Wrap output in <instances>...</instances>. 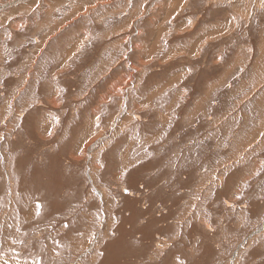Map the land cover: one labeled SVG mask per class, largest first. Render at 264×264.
Listing matches in <instances>:
<instances>
[{
	"label": "rangeland",
	"instance_id": "obj_1",
	"mask_svg": "<svg viewBox=\"0 0 264 264\" xmlns=\"http://www.w3.org/2000/svg\"><path fill=\"white\" fill-rule=\"evenodd\" d=\"M258 1L190 0L187 30L186 16L154 24L165 0H130L105 22L85 3L91 25L44 26L38 61L68 71L51 94L20 84L34 33L0 25V39L28 46L0 45V264H264Z\"/></svg>",
	"mask_w": 264,
	"mask_h": 264
},
{
	"label": "crops",
	"instance_id": "obj_2",
	"mask_svg": "<svg viewBox=\"0 0 264 264\" xmlns=\"http://www.w3.org/2000/svg\"><path fill=\"white\" fill-rule=\"evenodd\" d=\"M24 1L26 2L28 0H24ZM143 1L145 4H148V0H143ZM10 2L12 3L7 4ZM25 2H20V1L16 2L15 0H9L3 6H0V25H10V26L19 25L18 30H20V32H25L28 30L31 33H34L32 36H26L32 39V50L30 52L31 57L26 60V62L28 63V66L21 69V70L28 69V73L26 77H23L24 82L20 81V84H21V87L25 86L26 84L33 85V86H38L42 84V86L44 87L48 86L50 87L49 94H51L52 92L51 85L54 84V82L55 83L58 82L57 79H59V75L57 76V78L55 76L61 72L53 67L47 66V63L50 61V56H45L44 59H40L39 61L42 60V64L39 67H35V63L33 65H30V63L33 61L39 62L38 61L39 56L45 55L47 44L50 43L51 37L44 34L43 32L45 30L44 26L48 25L50 27H53L55 25H91V23L95 19H92L93 15L92 16L86 15V12L92 9V13L96 14L95 10L99 7L101 11L104 12V14H103V17H101L102 16L101 15L100 17H97L96 19H100L105 22V20L110 19L109 17L122 12L123 11L121 8L122 6H129L131 3L130 0H93L92 2H90V0H71L70 2L71 9L65 10V0H42L45 7L41 9H32L33 7L31 3H28V2L25 3ZM85 3H87L86 12L84 8ZM165 3H166L165 7H163L161 11H158L161 14L160 19L156 20L154 24L160 22L161 19L163 18L162 15H164L166 17V20L173 19L174 17L186 16L183 18L181 25H180L185 30H187L190 26V25H187L189 24L188 23L189 21H191V24L197 25L198 17L196 16V14L195 16H192L190 14L182 15V13L188 7L190 0H188L187 2L184 0H165ZM257 3L260 5V0ZM6 4L8 5L7 8H11L10 10H12L13 7L15 8L14 13L9 12V13L4 14ZM136 15H139V14H136ZM76 20H81V22L79 24H73ZM100 20H97V21H100ZM131 23H134V20H131ZM13 28H16V27L13 26ZM83 29L88 31L85 26L83 27ZM119 29L121 28L116 27L114 29V32ZM39 33L40 34L42 33V36H38ZM124 41L128 42V45L130 44V46L133 45L132 41L129 42L128 36L124 38ZM2 42H8L6 43V45H4V47H6L5 48L6 55L22 54L23 49H25V51H27L28 49V46L17 47L16 45H12L11 39H7V40L0 39V45H2ZM94 45H96L98 49H104V47L106 46V43L103 40L98 41L97 39V42ZM138 46L139 45L137 44L136 47ZM187 54L189 56L188 58L190 59L196 58L197 56L196 52H188ZM153 55H154V51L150 52V57H148L147 53L138 52L136 56V60L153 61L154 60ZM100 58H101V55L99 59ZM64 65H67V64H64ZM6 69L8 70L9 68L7 67ZM38 71L40 72L41 76L43 74H48L52 71L53 72L49 74L48 77H39ZM31 72H34V75L37 76V81H35L34 83L28 84L29 81L31 80ZM67 72L68 71L62 72L60 74L62 80H63V77H64V80L65 79L68 80V77L66 78ZM114 76L116 80L113 82V85H116V83L118 82L116 71L114 72ZM105 77L106 76H103V79ZM57 86H59V84ZM109 92L110 90L108 91V93ZM63 93L64 91L61 94ZM78 96L80 97L81 95L78 94ZM83 96L85 97V94ZM45 119L46 118L44 119L42 118V123H41L42 127H40L41 129L40 131L43 130L44 132H48L50 129V121H47ZM46 135L48 137V134ZM14 264H19V262H14Z\"/></svg>",
	"mask_w": 264,
	"mask_h": 264
},
{
	"label": "snow or ice",
	"instance_id": "obj_3",
	"mask_svg": "<svg viewBox=\"0 0 264 264\" xmlns=\"http://www.w3.org/2000/svg\"><path fill=\"white\" fill-rule=\"evenodd\" d=\"M228 2L229 3H231V0H228ZM260 7H261V9H264V0H260ZM189 24H191V21H189L188 22ZM195 55V54H194ZM189 71H191V69H189ZM48 135H52V133L49 131L48 132ZM95 237L93 236V239H94ZM100 255H103V253H100Z\"/></svg>",
	"mask_w": 264,
	"mask_h": 264
},
{
	"label": "clouds",
	"instance_id": "obj_4",
	"mask_svg": "<svg viewBox=\"0 0 264 264\" xmlns=\"http://www.w3.org/2000/svg\"><path fill=\"white\" fill-rule=\"evenodd\" d=\"M141 223H143V221H141ZM118 238H119V235H115V236L111 237L110 239H112L114 241V240H117ZM128 243L130 246H133L136 242L129 239Z\"/></svg>",
	"mask_w": 264,
	"mask_h": 264
}]
</instances>
